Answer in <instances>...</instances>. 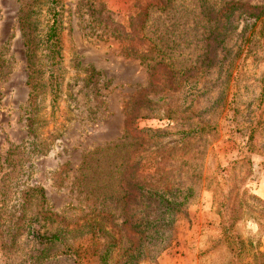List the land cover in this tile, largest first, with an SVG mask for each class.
<instances>
[{
	"label": "rangeland",
	"instance_id": "rangeland-1",
	"mask_svg": "<svg viewBox=\"0 0 264 264\" xmlns=\"http://www.w3.org/2000/svg\"><path fill=\"white\" fill-rule=\"evenodd\" d=\"M61 2L54 100L51 0H0V264H264V0Z\"/></svg>",
	"mask_w": 264,
	"mask_h": 264
},
{
	"label": "trees",
	"instance_id": "trees-1",
	"mask_svg": "<svg viewBox=\"0 0 264 264\" xmlns=\"http://www.w3.org/2000/svg\"><path fill=\"white\" fill-rule=\"evenodd\" d=\"M63 9H62V2L61 0H51V12H50V20L49 25L47 28L46 33H44V43H46V54L45 57L40 58L39 60L32 59L30 57V62L32 60V66L35 68H40L44 65L47 71V77L50 80V84L53 89L52 98L54 100L57 99L58 96L62 93V70L61 67H59L60 63H62L63 60V52H62V41H61V29L63 25V15H62ZM25 26V23H24ZM23 26V27H24ZM27 29V28H26ZM45 49V47H44ZM264 101V95L262 98V102ZM55 102V101H54ZM262 126H264V117L260 116L254 122L251 124L249 133H248V139L245 143H239L240 145V153L243 155L242 158H245L247 155V152H255L258 146L257 138L259 131H261ZM18 149H15L14 152H16ZM101 156H106L107 158H110L113 154H119L118 157L121 158H129V155L131 151L125 147V143H118L114 147H106L104 149L100 150ZM152 153V152H150ZM163 157L161 159H155L153 164H157L158 167L156 168V172L159 171V165L162 163ZM125 169L122 170V173H124ZM42 191V190H41ZM155 200H158L160 203L162 202L165 206H168L170 209L173 207L174 203L170 201L171 195L166 194H157L155 193ZM143 197H145V202L149 204L151 202L152 194L148 195L143 194ZM133 196H131V193L128 191L126 193H123V195L119 196V199L117 200L118 203L121 202V204L127 205L130 200H132ZM229 221L225 220L224 226V236H227L228 238H232L233 234L230 232V227H228L230 224H228ZM240 245H242V242H240ZM243 252V249L241 250V253ZM260 255H264V252H259ZM71 256H73L76 260L77 264H84V260L81 254V251L78 250L75 247L71 248ZM262 264V263H259Z\"/></svg>",
	"mask_w": 264,
	"mask_h": 264
}]
</instances>
